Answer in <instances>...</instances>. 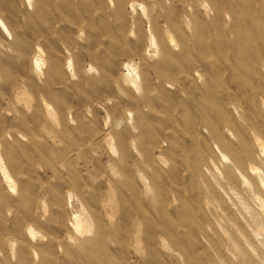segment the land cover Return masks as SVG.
Returning a JSON list of instances; mask_svg holds the SVG:
<instances>
[{
  "label": "rangeland",
  "instance_id": "rangeland-1",
  "mask_svg": "<svg viewBox=\"0 0 264 264\" xmlns=\"http://www.w3.org/2000/svg\"><path fill=\"white\" fill-rule=\"evenodd\" d=\"M255 138L264 0H0V264H264Z\"/></svg>",
  "mask_w": 264,
  "mask_h": 264
},
{
  "label": "bare ground",
  "instance_id": "bare-ground-1",
  "mask_svg": "<svg viewBox=\"0 0 264 264\" xmlns=\"http://www.w3.org/2000/svg\"><path fill=\"white\" fill-rule=\"evenodd\" d=\"M1 30H2V32H4V27H1ZM255 135V134H254ZM256 136V135H255ZM255 140H256V142H257V145H258V147H260V151L264 154V148H263V143H261V141L259 140V138L257 139V138H255ZM262 155V154H261ZM222 158V161H226V158L225 157H221ZM249 170V169H248ZM255 171H258L256 168H254V167H250V172H251V174H254V172ZM255 173H257V172H255ZM7 182H9V177L7 176V175H4V177H3V181H2V183L4 184V186H5V183H7ZM245 183V182H244ZM257 186V185H256ZM258 186H259V188H260V190L264 193V184L262 183V182H260L259 184H258ZM258 188V187H257ZM260 199V208H261V212H263L264 213V200L263 199H261V198H259ZM258 199V200H259ZM74 216V215H73ZM75 226L76 227H78L79 226V223H76L75 222ZM80 226H81V224H80ZM77 229V228H76Z\"/></svg>",
  "mask_w": 264,
  "mask_h": 264
}]
</instances>
